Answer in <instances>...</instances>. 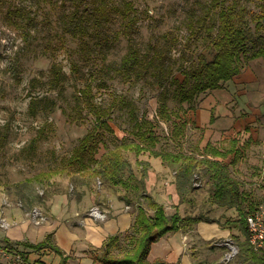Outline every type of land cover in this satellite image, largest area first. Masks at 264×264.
Instances as JSON below:
<instances>
[{"label":"rangeland","instance_id":"rangeland-1","mask_svg":"<svg viewBox=\"0 0 264 264\" xmlns=\"http://www.w3.org/2000/svg\"><path fill=\"white\" fill-rule=\"evenodd\" d=\"M126 1L132 4L130 17L134 18L133 24L126 27L124 18L115 13L108 27L112 42L100 52L92 41L84 46L78 37L64 30L63 24L70 12L77 7L84 11V4L70 0H0V222L4 216H14V213H8L9 210L26 207V210L22 208L24 213L17 214L32 224H52L61 228L63 234L57 236L58 245L62 248L67 246L68 252L65 253L71 256V262L77 264H102L93 261V254L101 251L107 233H118L117 244L112 248L114 254H122L129 249L139 208L149 215L154 211L149 206V198L161 199L157 202L163 205L167 216L177 211L182 215L198 213L207 218L220 217L219 207L210 202L208 184L204 180L196 175L187 199L180 202L173 184L175 165L162 164L158 158L149 157L146 153L139 158L149 161L150 166L142 169L136 163L135 155L125 152L135 176L129 181V188L102 185L98 178L69 171L53 174L43 185L29 184L35 187L36 194L31 205L19 197L18 183L40 172L62 168L63 159L94 123L95 115L89 108V102L94 103L97 109L104 107L109 111L113 133L104 134L101 152L114 147L121 139L134 140L128 106L121 104L122 97H125L134 106L136 115L140 117L145 111L147 119L154 124L157 149L192 153L201 158L208 137L207 129L195 126L193 110L186 102L180 103L173 96L175 84L168 80L163 87L168 90L166 110L172 113L176 122L180 117L186 121L183 132L177 137L172 133L173 124L160 117L161 87L153 83V76L147 74L138 80L128 79L117 72L116 66L130 44L141 52L163 48V59L169 66L165 67L181 81V64L188 69L201 55L211 58L214 54L207 47L205 37L206 26L214 21L215 10L208 7L210 0H115L112 5L123 7ZM241 1L251 10H257L253 0ZM7 6L25 8L33 22L24 27L9 23L5 14ZM189 23L194 27L191 34ZM25 32L28 33L27 38ZM52 65L61 69L57 82L53 80ZM224 85L221 89L198 95L193 107L208 105L214 98L226 106L224 111L227 115L219 113L217 116L227 119L218 128L221 137L226 138L215 140L208 137L217 147H225L228 140L237 134H241L242 141L246 139V129L257 127L258 143L245 150L234 165L230 164L229 171L241 183V188L249 192L251 202L258 205L264 197V173L256 168L264 160L263 121L254 125L244 124L246 129H239V122L233 121L232 127L228 120L253 115L258 109L264 111V62L261 59L250 61L240 75ZM84 90L89 96L84 95ZM32 101L36 103L35 109ZM219 160L228 162V159ZM140 177L144 180V187L135 195V180ZM95 206L105 214L103 219L88 214ZM33 208L46 216L43 222L32 221L27 213ZM122 209L127 212H122ZM0 228L7 230L8 226L0 225ZM239 235L244 242V236ZM229 237L240 247L233 234ZM227 238L211 241L212 244L218 241L220 244L217 245L224 249L218 264H236L240 260L238 247L233 244L237 247V254L229 262L223 261L229 251L225 245L226 241L229 242ZM12 247L13 250L9 249L11 253H19L23 257L22 264H34L27 262L24 242Z\"/></svg>","mask_w":264,"mask_h":264},{"label":"trees","instance_id":"trees-1","mask_svg":"<svg viewBox=\"0 0 264 264\" xmlns=\"http://www.w3.org/2000/svg\"><path fill=\"white\" fill-rule=\"evenodd\" d=\"M70 1L79 5L84 4L85 12L79 11L78 7L71 11L69 18L63 24L65 32L78 37L84 46H88L92 41L94 45L98 46L100 52L103 48H108L112 42L108 35V27L115 13L124 18L126 27L133 24L134 18L130 17L133 8L129 1H126L123 7L112 5L115 0ZM253 1L257 6L256 11L251 10L241 0L209 1L208 7L215 10V15L214 21L206 26L205 41L207 47L211 48L214 54L211 58L205 54L201 55L196 64L188 69L181 64L179 66L183 76L181 81L171 69L165 67L168 64L163 59L165 51L163 48L159 51L141 52L135 45L130 44L117 64V72L128 79L138 80L147 74L153 76V83L161 87L159 92L160 117L173 124L172 133L176 137L183 132L182 128L186 121L175 115L179 118V122H176L172 113L166 110L165 95L168 94V90L163 86L168 80L175 84L173 96L180 103L186 102L189 108L194 111L193 103L198 95L223 88L227 81L241 74L250 61L261 59L264 62V0ZM5 14L8 22L17 27H24L33 22V18L27 10L20 6H7ZM188 26L191 34L194 27L192 23H189ZM27 34L25 32V38H27ZM52 74L53 80L57 82L61 77V69L52 65ZM82 92L89 96L87 91ZM31 104L35 109V101H32ZM121 104L128 106L134 140L121 139L114 147L101 152L100 147L104 146V134L113 133V128L109 124V111L104 107L97 109L94 103L89 102V108L95 115L94 123L72 148L71 153L63 159L62 168L40 172L18 183L19 197L31 205L36 199V194L35 187L29 184L43 185L53 174L69 171H74L82 176L98 178L102 185L129 188V181L135 176L125 152L133 153L136 163L142 169H147L150 166L149 161L139 158L141 154L146 153L149 157L158 158L162 164L175 165L174 184L180 202L187 199L186 195L191 191L196 175H198L208 184L211 203L219 207L234 208L238 218L236 220L227 219L226 223L237 222L245 237L244 242L238 247V258L242 261L248 260V264H264V251L254 249L248 241L246 214L254 204L248 199L249 193L241 188V183L229 171V165H234L242 154V146L238 145L237 140L230 139L229 144L225 147H217L211 142H207L202 149L201 158L192 153L157 149L158 137L154 131V124L146 117V112L144 111L140 117L136 115L134 106L125 97H122ZM214 119L212 114L210 123L214 122ZM228 157V162L217 159H227ZM135 184L133 192L136 195L144 187L142 177L136 179ZM24 189L26 192L23 191ZM148 203L154 211L149 215L145 213L144 209L139 208L133 222L134 234L131 237L133 242L131 247L122 254H114L112 248L117 244L118 233L112 234L103 241L101 251L93 254V261L102 264H168L160 259L152 262L148 260L151 244L167 232L178 230L181 221L206 220L203 215L181 217L177 212L167 216L162 204L152 198H149ZM51 236V233H47L42 241L25 242L24 245L33 250L49 249L60 257L58 264H77L71 262V256L66 254Z\"/></svg>","mask_w":264,"mask_h":264},{"label":"crops","instance_id":"crops-1","mask_svg":"<svg viewBox=\"0 0 264 264\" xmlns=\"http://www.w3.org/2000/svg\"><path fill=\"white\" fill-rule=\"evenodd\" d=\"M239 85L240 84H238V86ZM217 101L218 100L214 98L212 102L208 103V105L200 104L193 111L195 126H197L200 129L202 128L204 130L207 129L206 132H208V137L212 136V138H214L215 140L220 138H226V136L221 137L220 135L221 131H219L218 128L219 125H222L223 123L227 122V119L222 120L220 118L221 116L217 117L219 116V113L220 115L222 114L227 115L224 111V109H226V106L224 104L217 103ZM261 108H263V106ZM212 114L215 119L214 122L210 123ZM230 117H232V114H230ZM238 118L235 120L232 118L228 120L232 124L231 125L232 127H234V122H239L238 128L240 129L241 127L245 128L244 124L254 125V123L260 121H263V126L261 127H264V111L262 109L261 111L260 109H258L257 113H253V115L250 116L244 115L243 117L239 118V120ZM236 125L237 124H235V126ZM208 128L211 129L208 130ZM256 130L257 127L254 128L250 127L248 130L246 129L247 136L246 139L242 141L240 138L241 134L240 135L237 134L230 138V139H236L238 145L242 146V154L240 158L243 156L245 150L250 148L252 145L258 143L257 139H259L260 137L258 138L259 131L256 132ZM208 137L206 138V143L211 142L214 146H216V144H214V142H212ZM229 140L227 145L229 144ZM246 141L248 142L245 143ZM227 159L229 161V157ZM256 168L258 171L264 173V160L262 164ZM174 190H175V185H174ZM175 192H176L175 195L178 196L176 190ZM248 199L249 201H251L250 194ZM156 200L158 202L162 201L161 199L158 198H156ZM263 202H264V197L262 198L261 202L258 205H260ZM258 205L257 204L254 205L252 209L256 208ZM8 208L11 209L12 207H7V209ZM22 208L17 207L15 209H11L13 211L11 210L8 211V213H14V216L13 215L10 217L4 216V219L8 222V228L7 230L0 228V244L7 246V248L10 250H13L12 247L13 244H20L23 242L37 243L42 241L47 233H53L54 238L52 239L53 240L55 239L54 242L56 241L55 243L58 245L57 236L59 234H63L61 228L59 229L56 227V225H52V224L39 225V226L32 224L27 218H24L23 216L20 215L21 213H24ZM25 208L26 207H24L23 209L26 210ZM219 209H220V213H218V215L220 216L219 218H211V217L207 218L203 215L206 218V220L203 219L197 222L183 221L180 224L178 230L167 232L166 234H164L162 237H160L158 240H156L151 244L147 257L148 260L152 262L154 260L160 259L168 264H218V262L221 259V255L224 252V249L219 245L212 244L211 241L219 238H227L229 235L233 234V237H235L236 242L241 245L243 242L241 241L239 234L244 236L237 222H231L230 224L226 223L227 219L236 220L238 218L237 211L234 208L219 207ZM245 209L247 210V207H245ZM102 210H104L105 212L106 211L109 212L108 209H102ZM121 211L127 212L125 209H122ZM0 213H2V210L0 211ZM17 213L20 214L18 215ZM178 214L181 217L198 215V213H194V214L190 213L188 215L186 214L182 215L180 213ZM221 218H225L223 222L220 221ZM77 224L80 223L77 221ZM107 235L108 236L112 235V232L110 234L107 233ZM235 245L237 246V244ZM62 249L68 252L67 246L63 247ZM261 250L264 251V247H262ZM25 252H26L25 256L28 259L27 262L34 264H50V263L58 264L60 260V257L57 254H55L54 252L50 251L47 248L33 250L32 248H27L26 246ZM40 253H42V255H40ZM0 262L3 264H8L6 258H1ZM236 264H248V260H244V261L238 260Z\"/></svg>","mask_w":264,"mask_h":264},{"label":"built area","instance_id":"built-area-1","mask_svg":"<svg viewBox=\"0 0 264 264\" xmlns=\"http://www.w3.org/2000/svg\"><path fill=\"white\" fill-rule=\"evenodd\" d=\"M125 208H128V206H125ZM27 214L35 223H41L46 219V216L44 217V215L36 208L30 210ZM88 214L98 219H103L105 217V214L96 206L91 208ZM246 223L248 229V241L250 245L256 250L261 249L262 247H264V202L258 205L256 208L247 212ZM0 225L2 227H7L8 223L3 218L1 219ZM227 239L229 240V242L226 241L225 245H227L229 251L224 255V262H229L231 258H233L235 254H237V247L233 245L235 243L232 241V239ZM217 242L218 241H215L214 244H220ZM1 258H6L8 264H22L23 262V257L19 253L13 254L7 248V246L0 244V259Z\"/></svg>","mask_w":264,"mask_h":264}]
</instances>
